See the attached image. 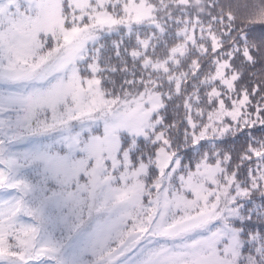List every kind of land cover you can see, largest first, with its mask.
<instances>
[{
    "label": "snow or ice",
    "instance_id": "obj_1",
    "mask_svg": "<svg viewBox=\"0 0 264 264\" xmlns=\"http://www.w3.org/2000/svg\"><path fill=\"white\" fill-rule=\"evenodd\" d=\"M0 264H264V0H0Z\"/></svg>",
    "mask_w": 264,
    "mask_h": 264
}]
</instances>
